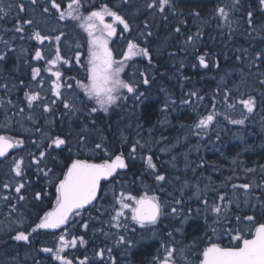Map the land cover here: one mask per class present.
Instances as JSON below:
<instances>
[{
    "label": "trees",
    "instance_id": "1",
    "mask_svg": "<svg viewBox=\"0 0 264 264\" xmlns=\"http://www.w3.org/2000/svg\"><path fill=\"white\" fill-rule=\"evenodd\" d=\"M120 1L123 4L120 11L130 23L127 32L123 31V26L120 27L119 33L121 31L120 34L124 35V42L120 43V47L126 53L129 38L135 36L136 44L149 50L151 62L146 57L138 56L134 61L137 62V68L134 64L129 65L125 74V80L133 83L136 91L129 94L125 90L122 94L125 98L107 112L91 113L90 109L96 105L85 97L83 91L82 96L75 94L72 98V103L79 110L68 112L61 101L56 100V104H51L48 86L41 88L34 83L33 89L27 85L32 81L28 69L33 61L24 53L29 50V44L34 46L36 41L29 38L31 34L39 31L42 35L52 38L58 34L65 38L74 37L79 43L83 42L88 46L86 41H81L88 36L79 27L80 22L71 19L59 20L58 13L53 10L48 13L52 16L45 14L43 8L50 7L48 2L42 4L41 0H38L37 4L33 5L31 0H3L5 6L11 3L12 8L7 17L0 19V54H6V58L0 61V136L22 141V146L16 147L5 161H0V220L11 219L15 232H31L40 222V218L56 205L55 183L63 178V172L67 170L72 159L104 162L122 154L127 164V167L120 169L110 181L104 182L99 206L83 211L82 214L85 213L86 217L74 216L71 219L70 223L78 220L76 235L65 239L70 241L73 237H83L86 241L85 249L83 248L79 258L73 254V247H68L67 251L61 254L72 261V264H80L84 257L88 258L87 262L90 264L97 262L96 253L103 244L100 238L104 232L114 229L109 228L107 222L113 214L115 198H118L122 191L137 198L146 192L162 200L159 191L171 189L167 181L174 179L172 175L181 174V171L168 169L167 166L174 160L171 157L174 153L176 156L177 152L188 153L190 148L192 159L186 163L178 159L177 166L179 163L187 166L182 173L187 181L201 180V195L199 198L190 196L187 200V197L181 194L182 199L175 200L178 209L182 204L188 205V208L205 206L204 200L208 201L209 206L217 203L222 206L231 199L234 201V208L232 204L229 208L240 216L241 220L244 215H253L258 222L256 226L264 222V84L260 83L264 80V59H256L257 53L264 52V10L258 0H241L239 10L230 16L234 31L223 27V22L216 15L217 7L230 4L231 0H172L173 7L166 9L165 13L153 14L154 18H150L151 9L150 13L144 12L137 17L129 16L125 11L131 7L136 8L137 5H145L147 0H129L127 4H124L123 0ZM69 3L71 2L68 1ZM18 4L24 5V11H19L16 7ZM98 5L99 2L95 8ZM95 8L88 10L81 0L79 11L83 16H87L91 11L100 9ZM66 9L62 5V10ZM248 11L253 12V28H249L247 23ZM144 19H148V29L152 35L140 40L134 27L138 25L139 29L146 28L142 26ZM26 20H32L33 23L26 24ZM17 25H23L25 31L15 32ZM177 27L180 28L179 33L175 31ZM189 36L194 39L191 43H186ZM4 41L8 43L5 44ZM32 50L30 48V51ZM200 56H204L208 61L207 69L200 66ZM238 56L241 59H237ZM127 62L133 63L130 60ZM140 73L144 74V79H148V84L143 83ZM86 76L87 73L83 70L73 73V79L79 82L87 83ZM61 80L64 86H67L69 76L63 75ZM36 91L40 92L42 100L35 102L33 108L29 109L24 94ZM140 93L143 95L138 101L136 96ZM249 95L255 99L252 113H248L240 103ZM76 101H80L81 105L76 104ZM4 103L12 109L9 114L3 109ZM42 103L49 104L53 111L45 113L40 106ZM225 103L239 107L240 114L237 119L246 117L244 124L229 123L227 118L221 116L224 122L219 126L222 128L221 132H216L214 123L207 129L195 127L200 119L218 112V108ZM20 108L24 111L20 112ZM10 114L13 121L11 127L7 120ZM17 115H33L34 118L22 124L17 120ZM234 131L242 134L241 140L233 139ZM57 135L67 138L68 145L63 150L47 149L48 138ZM82 136L87 137L84 143L79 142ZM165 138L166 144H169L167 149L174 146L176 152L171 151V154L163 155L161 141ZM181 141H187L186 145H182ZM96 143H101L104 148L96 149ZM68 147H71V152ZM133 147L136 148L134 153ZM40 151L47 152L44 161L40 165L32 163L34 156L38 157ZM149 156L156 165L155 170L147 166L146 160ZM21 158L24 160L23 175L17 177L12 171L13 161ZM38 168L52 171L45 176ZM157 174L165 176V180L157 181ZM8 180H18V183H24L25 187L18 194L15 192L18 183L9 185ZM6 183L8 188L4 187ZM244 183L252 186L248 193L240 188H232L233 184ZM110 185L113 186L114 194L105 197ZM7 191L10 194L3 195ZM37 192L41 193V200L35 199ZM221 194L226 197L224 202L219 200ZM19 195H23L24 200H19ZM4 197L8 199L5 200ZM14 202L17 206L12 213L4 208L5 204H11L12 207ZM211 213L210 207L205 208L202 215L191 219L188 238L200 249L195 253L197 255L194 264H199V252L206 245L205 218L214 214ZM234 213L229 211L226 215L235 217ZM97 221H101V224ZM244 222L239 225L240 228ZM84 223L88 224L87 230L82 227ZM97 227L100 228L99 232L94 229ZM101 230L103 233H100ZM58 244V232L38 230L30 238V243L10 240L5 244L7 248L5 253H0V264H59V261L52 258L51 253L41 251L44 247L55 250ZM112 245L113 241H108L103 246L112 248ZM134 245L136 246L129 253V261L133 264H148L156 257L161 241H136ZM2 246L3 244H0V247Z\"/></svg>",
    "mask_w": 264,
    "mask_h": 264
},
{
    "label": "snow or ice",
    "instance_id": "2",
    "mask_svg": "<svg viewBox=\"0 0 264 264\" xmlns=\"http://www.w3.org/2000/svg\"><path fill=\"white\" fill-rule=\"evenodd\" d=\"M37 2L38 0H31L33 5L37 4ZM128 2L129 0H123L124 4H127ZM258 2L261 9L264 10V0H258ZM62 3L63 0H59V2L58 0H50V7H44L43 11L45 13H49L51 10H55V13H58L59 20L71 19L79 21V27L87 33V83L77 81V87L83 91L88 100L93 101L96 105L90 109L91 113H95L97 111L107 112L109 108L116 105L121 99L125 98L122 95L125 90L129 94L136 91L133 83L128 82L121 77V73L124 71L125 61L130 60L135 56H142L148 58L149 62H151L149 50L146 47H139L137 44L129 41L127 46L128 50L124 53L123 60H115L113 58L112 51L108 47V40L116 34L114 24L122 25L123 31L125 32L129 31L130 23L128 20L119 15L116 11H112L107 6H103L99 11H91L87 16H83L79 11L81 7V0H71V3L68 4L66 10H61ZM240 6L241 0H231L230 4L226 3L217 7L216 15L223 22V27H227L230 31H234L232 28L233 21L230 19V16L234 11H238ZM16 7L19 11H24L23 4H18ZM146 7L160 13H165L166 9L170 10L173 7V4L172 0H150V2L146 4ZM11 8V3L5 6L3 4V0H0V19H4L10 14ZM197 15L199 14L197 13ZM105 16L112 17L114 23H105ZM24 23L32 24L33 21L26 20ZM247 23L249 28H253L252 11L247 12ZM145 27H148L147 24ZM14 31L17 33H23L25 29L23 25H17L14 28ZM175 31L179 33L180 28L177 27ZM147 35L151 36L152 33L149 31L147 32ZM197 36H199V33H197ZM29 38L36 40L40 44H43L45 40L52 39V37L42 35L39 31H34ZM54 39L59 42L61 37L57 35ZM193 39L194 37L192 36L187 37L186 43H191ZM4 43L7 44L8 42L4 41ZM77 47H79V45H77ZM5 58L6 54H0V61ZM33 59L37 61L45 60V57L40 49L35 51ZM237 59H241V57L238 56ZM256 59H264V52L257 53ZM75 60L77 63L80 62L79 53L76 54ZM199 61L201 66L205 68L208 67L204 56H200ZM59 63L68 64L69 60L62 58L60 49L57 47L54 58L46 60V64L49 67L45 69L50 76L55 77V79L51 82V92L57 99H61L62 97V72L57 67ZM40 75L41 69L39 67H33L32 80L36 81V83L42 88L43 80L37 79ZM141 75H143V73H141ZM143 83L148 84V79L145 78ZM260 83L264 84V80H261ZM5 87L7 86L5 85ZM67 87L71 88L72 85L67 84ZM24 95L29 109L33 108L35 102L42 100L41 94L38 91L31 93L25 92ZM142 95L143 93H140L136 96V99H139ZM191 95L195 96L196 93H191ZM61 102L63 103V107L68 110V112L79 110L76 108L75 104L70 103L67 100H61ZM9 103L11 102L9 101ZM184 103H188V101H184ZM240 103H242L244 109H246L248 113L253 112L255 99L252 96L249 95L247 99L241 100ZM51 104H56V100H52ZM40 106L43 108L45 113L53 111L51 106L47 103H42ZM230 107H234V105H230ZM23 111L24 109L21 108L20 112ZM214 116L215 113L208 114L204 118L200 119L195 127L198 129H207L213 122ZM245 118L232 119L230 122L242 125L245 122ZM29 119H31V116H29ZM48 139L49 143L46 145L47 149H62V146L68 145L67 138H62L59 135L49 137ZM86 140L87 137L82 136L79 142L84 143ZM136 143L139 144V141ZM20 146H22V141L0 136V157H4L7 154L8 149ZM95 148L103 149L104 146L101 143H96ZM68 151L71 152V147H68ZM132 152H136L135 147L132 148ZM46 155V151H40L38 157L34 156L32 163L40 165L41 162L44 161ZM69 158L71 159V157ZM146 163L149 168L155 170L156 165L152 162L151 156L147 158ZM23 165V158L13 161L12 171L17 177H21L23 175ZM126 167L127 164L125 163V158L122 154L116 155L114 159L105 160L103 163H93L88 159L82 158L72 159L70 165L67 166V170L63 172V178L59 179L58 182L55 183V208L40 218V222L32 228L31 232L18 231L12 238L18 242L22 241L24 243H30V236H32V233H36L40 229L55 230L67 225L71 217L82 215L83 210H85L88 205H92L93 201L97 199L98 192L101 189L102 180H108L110 177L115 176L119 169H125ZM38 170L43 172L45 176H48V173L52 171L51 169H47L45 171L44 168H38ZM248 171L253 170L248 169ZM155 178L157 181L165 180V176L159 174H157ZM4 187L8 188L9 185L6 183ZM24 187V183H18L15 187V192L18 194L21 193V189ZM251 187L252 186L247 183L232 185L234 190L240 188L243 189L245 193H248ZM24 198L25 197L23 195H19V200H24ZM3 199L7 200L8 197H4ZM35 199L41 200V193L37 192L35 194ZM225 199L226 197L224 194L219 196V200L221 202H224ZM203 202L206 209L210 207L211 212L216 216V222L219 223L221 214L226 213L228 211V206L234 201L229 199L223 207L219 203L209 206L207 200H204ZM177 203H179V201H177ZM237 207H239V205H237ZM125 210L130 211V217L125 215ZM171 211L172 213H176L177 209L173 207ZM112 213L113 214L110 216V220L107 222L108 227L115 228L117 230L124 229L125 231L131 225H136L140 229H154L160 220V217L164 214L162 205L157 197L145 194L137 198L133 195H125L123 192L120 193L118 198H115V203L112 206ZM224 219H228V217L224 216ZM236 221L237 227L228 230L227 235L232 241H239L240 243L235 244L233 247H221L217 243H212L202 251L200 264H264V223H259L258 226H256L258 222L255 221V217L253 215H244L243 220H241L240 216H237ZM244 221L251 222L250 226H248L249 232H252V229L254 228V233L251 238H248L245 235L244 230L239 227V225ZM82 227L87 230L88 224L84 223ZM132 231H136V228L133 227ZM104 234L105 236L108 235V233ZM116 235L117 245H127L128 247H131L132 242L126 238V235L120 234L119 231ZM153 236H155L154 231ZM168 236L169 238H172L173 234L169 232ZM77 239L79 240V244L81 246L86 244L83 237H73L70 241H68L65 239L64 235H60L59 244L55 250L50 247H44L41 251L44 253H51L52 258L59 261V264H72V261L61 255V253H63L69 246L75 247L77 245ZM161 246L164 250V254L162 257L158 256L154 258L155 264H177V254L183 257V250H178L174 243L162 244ZM111 252L112 249L108 248L107 253L109 254V261H111V264H115V260L111 257ZM96 255L103 260L105 250L101 249L96 253ZM87 260L88 258L85 257L84 260L80 261V264H87Z\"/></svg>",
    "mask_w": 264,
    "mask_h": 264
},
{
    "label": "flooded vegetation",
    "instance_id": "3",
    "mask_svg": "<svg viewBox=\"0 0 264 264\" xmlns=\"http://www.w3.org/2000/svg\"><path fill=\"white\" fill-rule=\"evenodd\" d=\"M68 1L71 2V0H67V1H63V3H62V5L65 6L66 8L68 6ZM41 2H42V4H44L45 2H48L50 4V0H41ZM83 2L85 3V7L88 10L91 9V8H95V5H97V3L99 2L100 5H98V7H96V8H100L101 9V7L107 6L112 11H116L119 15L123 16V13L120 11V8L123 6V4H122V1H120V0H83ZM112 2H113V4H110ZM61 10H62V6H61ZM53 11H55V10H53ZM45 14H48V13H45ZM48 15H51V14H48ZM104 19H105V23H114L112 17H110V16H105ZM121 26L122 25L114 24V27L116 28V34L114 36H112L108 40V47L112 51L113 58L115 60H117V61L123 60L124 56L122 54H124V52H125L124 50H122V47H120V43L124 42V38H123L124 35L122 36L120 34L121 31L119 33V30H120ZM54 36H55V34H54ZM131 36L132 35L130 34V37ZM60 37H61V39H60L59 42H57L54 38H52L51 40H45L43 44H40L39 42L35 41L33 43L34 46H31L32 43L29 44V46H30L29 50H26L25 53H24V55H26L27 57H29L33 61V63L29 66V69H28V74H31V78H32V68L33 67H39L41 69V75L37 79L38 80H41V79L43 80V87H47L48 86V91H49V93H51L50 94L51 95L50 96L51 101L52 100L61 101V99L63 100V98H64V96L62 95L61 99H57L55 96H53L52 92H50V90H51V82L55 79V77L50 76V74L45 70L47 67H49L46 64V60L54 58L56 48L59 47L62 58L69 60L68 64L59 63L57 65V67L62 72V76L63 75L69 76V80L66 83L71 84L72 85L71 88L72 89L74 88L75 90H77L78 97L82 96V94H81L82 90L79 87H77V81L73 79V73L75 71L76 72L82 71V70L86 71V66H87V61H88V46L85 45V43H83V42L79 43V41H77V38H74V37H69V38H65V37H62V36H60ZM87 40H88V38H84L81 41H86L87 42ZM120 40H121V42H120ZM129 41H131V42L136 44L135 40L132 39V38H129ZM77 45H79V47H77ZM30 48H32L33 50L30 51ZM37 49L41 50L42 54L45 57V60L37 61V60L33 59V57L35 55V51ZM86 50H87V53H86ZM77 53H79V55H80V62L79 63H77L76 60H75V56H76ZM137 57L138 56H135L132 59H130V61H132L133 63H130V62L128 63L127 62L128 60L125 62L124 71H123V73H121V77L123 79H125V74L129 70V67H128L129 65L131 66V65L134 64L133 66L137 68V62H134V61H136V59H138ZM53 70H55V69H53ZM62 76H61V78H62ZM140 76L142 77L141 80L143 81L144 74L141 75V73H140ZM84 82L85 81H83L81 83H84ZM34 83H36V81L32 80L31 82H28L27 85L30 86L31 88H33L34 87ZM61 83H62V87H61V93L62 94L71 90V88H68L67 86H64V83H63L62 80H61ZM33 89H31V91ZM72 98H73V96L71 98H68V99L65 98V100H67L68 102L72 103ZM143 98H144V96H143ZM141 99H142V97H140L138 99V101H140ZM78 103H80V105H81L80 101H76V104H78ZM161 144H162V146H165V143L164 144L161 143ZM4 159H6V158H0V161H5ZM166 161H168V159H166ZM152 162L154 163L153 159H152ZM181 166H182V168H181ZM183 169H184L183 164L179 163V166H177V170L181 171V174L177 173L176 175L175 174L172 175V177L173 178L177 177V179L180 180V178H182L184 176L182 174L184 172ZM182 179H185V178L183 177ZM170 180H171V178H170ZM200 182H201V180H200ZM103 187H104V182H102V187H101V192H100V195H99L100 197L99 198H101V193L103 192ZM9 194H10L9 191L3 193V195H7V196ZM159 194L161 196H167L168 194L176 195L177 193L174 190L169 189L167 191L166 190L165 191L160 190ZM125 195H132V194L125 193ZM147 195L148 196H154V195H150V194H147ZM155 197H156V195H155ZM180 199H182V198H180ZM223 204H225V202ZM223 204H222V207L224 206ZM16 206L17 205L14 202L12 207H11V204H8V205L5 204L4 208L12 213V210ZM97 206H99V200L95 204H93L91 206H88V208H86L85 210H88L90 208H95ZM229 207H231V206H228L227 213H229V211L234 213V211H232ZM232 207L234 208V202L232 203ZM162 209H163V213L165 214L163 207H162ZM176 209H177L176 213L181 212L180 220H174L173 218H168L169 220L165 219V220H168V221H165L164 220L165 217L163 216L164 215L163 214L160 217V220L158 221V223H157V225L155 226L154 229L157 230V229H160V227L166 228L165 226L171 225V227H172V232L171 233L173 234V236H175V238H178V241L180 242V244L174 238L171 239L170 244L174 243L177 247L183 246L184 249L186 247L188 249L189 247L192 246V243H193L191 241V238H188L189 237V233L188 232H189V227H190L189 225H190V222H191V220L188 219V215L185 213V211L188 212V205H183L182 204L180 209H178V208H176ZM85 210H83V211H85ZM1 213H3V212H1ZM171 213H172V211H171ZM227 213H222L221 214V218H220V222L219 223L216 222L215 214H214V217L211 216V217L205 218V222H207V224H206V226L204 225L205 226L204 229H205V232H206V234L204 236L207 237V242H206V245H204V247H203L204 249L206 247L210 246L212 243H217L221 247H226V246L233 247V246H235V244L240 243L239 241H232L230 239V237L227 235V231L228 230L234 229V228L237 227V221H236L237 215H236V213H234L235 217H232V216L228 217L226 215ZM172 214H175V213H172ZM80 216L81 217L82 216L86 217L85 213L80 215ZM224 216H227L228 219H224ZM74 223L78 224L77 220H74ZM70 224L71 223H68V225H70ZM245 224L247 225V224H249V222L245 221ZM246 225H242V229L244 227L246 228ZM66 226L63 227V228H59V230L60 229H62V230L65 229ZM249 226H250V224H249ZM137 230H138V232H140V231H146V230H149V229H140L138 226H136V231L132 232V234L137 233ZM14 232H15L14 231V224L11 221V219H9V220H6V219L0 220V244H3V246H4V247L3 246L0 247V253H5V249L7 248V246H5V244L10 242V240H14L12 238L14 236V234H13ZM15 233L17 234V232H15ZM121 234L125 235V233H121ZM245 235L248 238H249V236H251L250 232L248 231V228L246 230V234ZM76 238H79V237H76ZM116 240L117 239H114L112 241H116ZM154 241L158 242V241H160V239L154 240ZM16 242H18V241H16ZM20 242H22V241H20ZM133 244H135V243H133ZM77 245L78 246L73 247V254L76 255L77 258H79L81 256L80 254H82V252H83V248L85 249V244L83 246H81L79 244V240L77 239ZM116 245H117V243H116ZM161 245H162V243H161ZM161 245L158 248L157 253L155 254L156 257H158V254L161 251L160 250L161 247H162ZM121 246L122 245H120V247ZM135 246L136 245H133V247H135ZM195 249L197 251L200 250L198 248V246H196ZM202 251L199 252V253L201 254ZM189 253L191 254V248H190ZM115 255H118V253L113 251L111 253V256L114 257ZM179 258H180V256H179V254H177V256H176L177 264H185L182 261L183 259L181 258L179 260ZM201 258H202V255H201ZM201 258H200V260H201ZM84 259H85V257L82 258L81 261L84 260ZM103 263H104V261H102V264ZM2 264H4V263H2Z\"/></svg>",
    "mask_w": 264,
    "mask_h": 264
},
{
    "label": "rangeland",
    "instance_id": "4",
    "mask_svg": "<svg viewBox=\"0 0 264 264\" xmlns=\"http://www.w3.org/2000/svg\"><path fill=\"white\" fill-rule=\"evenodd\" d=\"M142 1V0H141ZM148 2H150V0L148 1H146V4L148 3ZM146 4L145 5H141V6H139V5H137V7L135 8V7H131V8H129V9H125V11H127L128 13V15L129 16H132V15H135L136 17L140 14V15H142V14H144V12L146 13V12H148L149 11V9L146 7ZM151 11H152V16L150 17V18H154V15L155 14H158L159 12L158 11H154L153 9H151ZM149 13H150V11H149ZM124 14H126V13H124ZM154 14V15H153ZM145 16V15H144ZM148 19H144L143 21H142V23H143V25L142 26H145L146 24H147V26H148ZM134 30H135V32L136 33H138V34H136V35H138V37H140V40H142L144 37H146L147 36V32H149V29H148V27L147 28H143V29H139V26L137 25V26H135L134 27ZM132 39H137L135 36H133V37H131ZM139 39V38H138ZM118 54V53H117ZM123 55V54H122ZM120 56V55H119ZM45 88H47V87H45ZM73 92H74V90L71 88V90L70 91H68L65 95H66V97L65 98H71L74 94H73ZM221 105V104H220ZM232 105H234V107H230V105L229 104H223L220 108H218V112H216L215 113V116H214V120H213V122L211 123V124H213L214 123V126L216 125V132L217 131H219V132H221V130H222V128L220 129L219 128V126L221 125V123H223L224 124V122L222 121V119H221V116H223V117H225V118H227L226 120H227V122H229L230 123V121L232 120V119H237L238 117H239V114H240V110H239V107L238 106H236V104H232ZM3 109H4V111L7 113V114H9V112L10 111H12V109H10V107H8L7 106V103H4V106H3ZM164 113H166V110H165V112ZM11 116H8L7 117V120H9V126L11 127V125H12V123H13V121H11V118H12V114H10ZM29 116H31V119H33L34 118V116L33 115H27V116H24V115H20V116H16L17 117V120L20 122V123H25V122H27V120H31V119H29ZM188 128V127H187ZM188 131H186V133H187ZM234 133V137H233V139L234 140H241L242 138H241V135L242 134H239L238 132H236V131H234L233 132ZM167 139L165 138V139H163L162 141H161V143H165V146H163L162 148H163V155H168V154H171V151L173 152L174 151V146H173V148H169V149H167V146H169V144H166V141ZM75 143H78V141H74ZM183 144L182 145H186V143H187V141H181ZM180 142V143H181ZM71 143H73L72 141H71ZM179 143V144H180ZM189 149V148H188ZM174 152H176V151H174ZM191 152H192V149L190 148L189 150H188V153H185V154H179V152H177L176 153V156H175V153L173 154V156L171 157L172 159H174V160H172L171 161V163H170V165H168L167 167H168V169H170V170H172V171H174V172H177L178 170H177V161H178V159H180L181 161H185V163L186 162H189L192 158H190V154H191ZM174 161V162H173ZM170 162V161H169ZM183 167H184V171L186 170L185 168L187 167L186 165H183ZM181 168H182V166H181ZM117 173H119V170L117 171ZM114 177V176H113ZM167 182H169V184H170V188L172 189V190H174L177 194L176 195H170V194H168L167 196H161V205H162V207L164 208V212H165V214L163 215L165 218H164V220L165 219H168V218H173L174 220H180V218H181V212H179V213H175V214H172L171 213V209H172V207H177V204H176V202H175V200H178L179 198H180V195L182 194V195H184V196H186L187 197V200H189V197L190 196H192V197H194V198H199V196L201 195V184L199 183L200 181L199 180H192V182H190V181H187L186 179H182V178H180V180H178L177 179V177H175L173 180H170V181H167ZM15 183H18V180L17 181H15V182H13L12 180H8V184L9 185H13V184H15ZM181 187H182V189H181ZM163 190H168V189H163ZM123 192V191H122ZM124 194H125V191L123 192ZM146 193V192H145ZM112 194H114L113 193V186L112 185H110V186H108L107 187V190H106V192H105V197H110V195H112ZM187 195H189V196H187ZM113 196V195H112ZM171 197V198H170ZM129 203H131V202H129ZM178 208V207H177ZM205 208H206V206H202V207H199V206H192V207H190V208H188V212H186L185 211V213L188 215V219L189 220H191V219H193V218H195L197 215H202V211L203 210H205ZM212 214V213H211ZM125 215L126 216H129L130 217V215H131V213H130V211H128V210H125ZM214 214H212V216H213ZM110 220V219H109ZM108 220V221H109ZM163 220V221H164ZM169 220V219H168ZM168 220H165V221H168ZM78 221V220H77ZM97 223H100L101 224V221H97ZM129 223H130V221H129ZM181 223V222H180ZM245 224V223H244ZM76 226H77V224L76 223H74V221L70 224V225H68L67 224V226H66V228L65 229H56L55 231L56 232H58V237H60V235H64L66 238L68 237V238H70L72 235H76ZM248 226H249V224H247L246 225V230H247V228H248ZM133 227H135L134 225H131L126 231H125V235H126V238L128 239V240H130L131 242H132V244H131V247H128L127 245H122L121 247H120V245H116V241H113V245H112V252L114 251V252H117L118 253V255H115L114 257H112L114 260H115V264H133V263H131L130 261H129V256H130V251L132 250V248H133V243H135V241H141V242H146V240H148V241H153V240H158V239H160V241H161V243L162 244H170V242H171V239L172 238H174L179 244H180V242L178 241V238H175V236H173L172 238H169V236L167 235L169 232H172V227H171V225H168V226H165L166 228H164V227H160V229H157V230H155V229H152V230H146V231H141V232H137V233H135V234H132V228ZM181 228V227H180ZM94 229H96L97 230V232H99V227H97V228H94ZM94 229L93 228H91V230H92V233H94ZM103 230V229H102ZM117 229H113L112 231H106V232H104V233H108V235L107 236H105V234H103L102 235V237L100 238L101 240H100V242H103V244H101L100 245V248L98 249L99 251L101 250V249H103V250H105V256H107V255H109L108 253H107V249L108 248H110L109 246L108 247H105V246H103V245H105L106 243H107V241H112V240H114V239H117V235H116V233L118 232V231H116ZM245 230V229H244ZM104 231V230H103ZM103 231H100V233H103ZM153 231L155 232V236H153ZM119 233L121 234V233H124V230H123V232L122 231H119ZM95 234V233H94ZM104 238V239H103ZM105 240H106V242H105ZM105 242V243H104ZM69 247H71V246H69ZM175 247L179 250V249H182L183 250V257H181L180 255V258H179V260L182 258L183 260V262L185 263V264H193L194 262H196V260H194L195 259V256H196V254H194V253H196V252H198L196 249H195V246H194V244L192 243V246L191 247H189L188 249H187V247L184 249L183 248V246H179V247H177L176 245H175ZM68 248V247H67ZM67 248H66V250L64 251V252H66L67 251ZM72 248V247H71ZM70 248V249H71ZM190 248H191V254L189 253V251H190ZM161 251L159 252V254H158V256H160V257H162L163 256V254H164V250H163V248L161 247V249H160ZM98 251V252H99ZM63 252V253H64ZM111 252V253H112ZM62 254V253H61ZM129 254V255H128ZM190 254V255H189ZM105 256H104V258H105ZM104 258H103V260H104ZM155 258V257H154ZM154 258L151 260V261H149V263L148 264H155V261H154ZM95 261H97V262H94V264H99L100 262L99 261H102L101 259H100V257L99 256H96V259H95ZM105 263H103V264H111V261H109V257H108V259L107 260H105L104 261ZM102 263V262H101ZM87 264H90V263H88L87 262Z\"/></svg>",
    "mask_w": 264,
    "mask_h": 264
},
{
    "label": "water",
    "instance_id": "5",
    "mask_svg": "<svg viewBox=\"0 0 264 264\" xmlns=\"http://www.w3.org/2000/svg\"><path fill=\"white\" fill-rule=\"evenodd\" d=\"M207 63V65H208V62H206ZM203 67V66H202ZM204 69H207V67L205 68V67H203ZM65 146H62V149L64 148ZM13 149L14 148H11V149H8L7 150V154L4 156V157H6L11 151H13ZM0 158H3V157H0ZM98 163V162H97ZM103 181V180H102ZM102 181H101V186H102ZM100 192H101V189H100V191L98 192V195H97V199L95 200V201H93V204H95L98 200H99V195H100ZM92 204V205H93ZM88 206H91V205H88ZM87 206V207H88ZM47 231H52V229H47ZM251 238V237H250Z\"/></svg>",
    "mask_w": 264,
    "mask_h": 264
}]
</instances>
